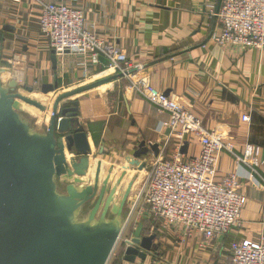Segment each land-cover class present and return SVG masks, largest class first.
<instances>
[{"label": "crops", "instance_id": "obj_1", "mask_svg": "<svg viewBox=\"0 0 264 264\" xmlns=\"http://www.w3.org/2000/svg\"><path fill=\"white\" fill-rule=\"evenodd\" d=\"M220 2L0 0V58L11 64L10 72L3 74L1 80L6 83L15 80L19 94L28 93L26 89L30 88L33 92L28 94L38 96L37 99L43 98L39 92L43 85L59 82L58 89L47 95L46 112L34 117L44 130L57 96L118 75L113 70H104L101 63L87 64L83 72L81 60L71 55L55 56L54 69L52 50L40 35L39 20L44 4L62 3L82 10L88 30L141 66L132 72V79L146 77L154 89L199 118L204 129L215 131L233 145L232 153L223 152L219 156L217 173L219 177L232 173L239 177L245 197L240 228L201 247L202 237L179 243L170 227L152 223L145 217V235L156 234L157 252L147 254L144 261L136 258L130 263L124 260L122 243L112 264H230L231 242L264 244V52L221 47L210 40L220 26L210 17L207 6L217 8ZM4 27H11L12 31H5ZM129 85L128 79L120 77L66 101L77 102V120L91 150L85 185L91 182L99 160L101 182L112 169L110 187L126 170L116 199L134 178L130 205L143 177L137 175L139 172L128 161L140 142L157 144L160 160H168L181 144V148L187 146L183 155V160H187L198 154L199 146L194 139L180 141L176 135H169L163 125L167 115L133 93ZM243 115H249V123L242 122ZM246 152L252 167L238 161ZM145 160L149 164L156 158L150 156Z\"/></svg>", "mask_w": 264, "mask_h": 264}, {"label": "water", "instance_id": "obj_2", "mask_svg": "<svg viewBox=\"0 0 264 264\" xmlns=\"http://www.w3.org/2000/svg\"><path fill=\"white\" fill-rule=\"evenodd\" d=\"M51 63L55 69L54 51ZM10 70L11 64L0 58V264H107L126 225L123 212L135 179L115 201L127 172L110 187L112 169L101 182L99 160L91 182L85 185L91 150L77 120L78 104L66 100L122 75L57 96L48 125L37 132L24 119L19 104L41 113L47 109L19 94L15 80H1ZM58 87L56 80L39 92L47 96ZM186 149L184 145L180 153L185 155ZM158 155L157 144L142 141L128 164L141 172L145 159ZM156 237L145 235L143 223H139L124 241V260L144 261L147 254L157 252Z\"/></svg>", "mask_w": 264, "mask_h": 264}, {"label": "built area", "instance_id": "obj_3", "mask_svg": "<svg viewBox=\"0 0 264 264\" xmlns=\"http://www.w3.org/2000/svg\"><path fill=\"white\" fill-rule=\"evenodd\" d=\"M207 8L220 26L219 32L210 37L214 44L264 52V0H221L217 8ZM39 32L57 58L71 55L81 60L83 72L87 64L96 66L104 59L106 69L128 79L133 93L167 115L163 125L169 135L198 143V154L187 160L180 153L181 144L168 160L156 158L145 165L144 179L131 206L137 219L146 217L152 223L170 227L179 243L200 236L201 247L241 227L245 197L239 177L236 173L219 177L217 173L219 156L232 153V143L215 131L204 129L199 118L154 89L146 77L132 79L129 72L140 70L141 66L88 30L82 10L62 3L44 4ZM241 120L249 123L250 117L243 115ZM238 161L253 166L247 152ZM229 253L230 264H264L261 243L233 241Z\"/></svg>", "mask_w": 264, "mask_h": 264}, {"label": "rangeland", "instance_id": "obj_4", "mask_svg": "<svg viewBox=\"0 0 264 264\" xmlns=\"http://www.w3.org/2000/svg\"><path fill=\"white\" fill-rule=\"evenodd\" d=\"M22 96L28 98V99H31V100H34V101H38L37 97L38 96H32V94H28L26 92L22 93L21 94ZM41 96V95H40ZM42 97L44 99H46L47 101H49V97L48 96H43ZM39 101L41 102V100L39 99ZM38 101V103H39ZM20 107H21V114L24 116V119L28 122L31 123V125L33 126L34 130L37 131V132H43L44 128H42L41 126H39V124L37 123L36 119L34 118L35 116L39 115V113H41L40 111L24 104L23 103H20L19 104ZM26 105V106H25ZM42 105V104H41ZM44 106V105H43ZM31 109V110H29ZM35 112V114H33ZM33 115V116H32ZM149 161H146V163H148ZM129 165V164H128ZM146 172V171H145ZM145 172H139L137 175H141V177H143L142 179L139 180V183L142 182V180L144 179V176H145ZM135 178H136V175H135ZM134 179V178H133ZM136 180V179H135ZM139 185V184H138ZM131 196H129V198L127 199V202H126V205H125V209H124V212H123V218H124V221L126 223L125 225V228H124V231L123 233L121 234V237L113 251V253L111 254V257L108 261L107 264H112L114 258L116 257L117 253L119 250H121V245L122 243H124V241L129 237L131 236V229H133L134 227H136L139 223H143V219H137V215H136V212H131V206L132 204L129 205V200H130ZM132 199V198H131ZM119 198H117L115 201H118ZM90 205L91 204H88L86 206V208L84 209V213L89 210L90 208ZM83 213V214H84ZM82 214L79 216L81 217ZM134 230V229H133ZM131 233V234H130ZM123 248V247H122Z\"/></svg>", "mask_w": 264, "mask_h": 264}, {"label": "trees", "instance_id": "obj_5", "mask_svg": "<svg viewBox=\"0 0 264 264\" xmlns=\"http://www.w3.org/2000/svg\"><path fill=\"white\" fill-rule=\"evenodd\" d=\"M100 63L104 66V70L107 68V62L104 59H100ZM103 69H100L102 71ZM144 226V225H143ZM145 227V226H144ZM145 228H144V234H145Z\"/></svg>", "mask_w": 264, "mask_h": 264}, {"label": "bare ground", "instance_id": "obj_6", "mask_svg": "<svg viewBox=\"0 0 264 264\" xmlns=\"http://www.w3.org/2000/svg\"><path fill=\"white\" fill-rule=\"evenodd\" d=\"M40 100H41V104H42V105H44V106L49 105V103H48V101H47L46 99L41 98ZM23 105H24V104H23ZM25 106H26V105H25ZM29 110H31V109H29ZM34 114H35V112H34ZM138 180H139V178H138Z\"/></svg>", "mask_w": 264, "mask_h": 264}]
</instances>
